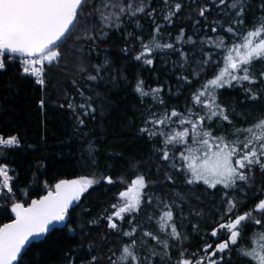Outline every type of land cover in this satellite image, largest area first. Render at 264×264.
I'll use <instances>...</instances> for the list:
<instances>
[{"label": "snow or ice", "instance_id": "obj_1", "mask_svg": "<svg viewBox=\"0 0 264 264\" xmlns=\"http://www.w3.org/2000/svg\"><path fill=\"white\" fill-rule=\"evenodd\" d=\"M196 2L197 19L193 21L194 28L203 21L198 30L210 31L216 37H199L201 58L193 67L192 58L183 47L176 48L175 43H160L161 25L155 24L157 10L151 8L149 11L151 6L146 0H0V71L7 70L9 60L14 61L18 54L22 74L34 77L41 87L45 86L48 68L55 65L59 70L67 71L70 61L76 62L72 65L75 75L86 76L90 83L104 81L112 62L105 59L89 66L85 60V48L90 60L91 54L101 43L106 42L112 31L123 30L133 21L135 27L140 28L139 20L144 15L155 24L149 41L145 42L142 37L131 33L125 32L124 35L125 40L135 39L141 44V51L134 57L136 61L151 67L157 50L169 49L180 58L178 65L173 62L174 67L189 69L188 75L177 77L188 86L193 83L190 77L199 79L201 71L210 64L218 68L217 73L191 93V107H186L183 112L176 108L170 112H153L150 106L147 114L141 117L143 126L139 133L158 145L153 149V155L158 158L156 170L163 172L166 181L175 183L170 174L172 172L176 175L184 174L188 185L202 182L213 189L218 185L223 186L222 214L217 209L219 222L210 233L204 234L219 242H205L202 249L189 252L184 246L189 233L183 230V209L176 202L179 200L183 203L186 197L178 192L171 199L149 194L148 188L156 182L148 181L146 174L141 172L118 193L117 203L110 205V213L106 209L101 217L106 221L107 230L127 237L128 242L106 251L102 244L107 237L87 245L81 243L68 249L62 264H157V261L159 264H233L234 248L237 256L251 258L250 264L251 261L264 264V243L251 249L236 247L250 224L264 229V189L255 195V206L249 211H241L247 202L238 201L234 195L236 192L247 195L244 188H251L256 172L264 174V115L257 117L247 127H237L234 118L247 122L246 113L237 112L234 106H226L218 95L221 89L239 88L246 97V101L241 102L244 103L258 101L264 93V89L254 90L256 85H264V71L257 75L251 70L254 62L264 63V0H260L258 6L260 16L254 18L253 26L248 29H244V25L252 8L249 0ZM164 4L161 18L171 24L173 17L182 12L184 5L180 0L171 4L164 0ZM213 9L218 10V16L209 21L206 14L210 15ZM193 34L196 35V31ZM185 36L186 32L181 28L176 42L192 44L195 48L197 42L192 36L185 40ZM224 37H231V40ZM69 40L71 44H68ZM205 44L208 45L207 51L204 50ZM121 51L125 55L129 54L127 45ZM6 53L12 55L6 56ZM213 55H219L220 60L214 61ZM220 61H223L222 67ZM107 78L114 80L111 75ZM72 83L76 84L77 81L73 79ZM143 84L138 79L135 87L141 98L150 96L156 104L163 106L164 100L159 96L162 89L157 87L145 91ZM80 95L83 96V91ZM87 101L77 106L81 110L76 114L80 125L84 123L81 115L95 113L91 97ZM39 103L43 108L44 99ZM67 107L76 113L71 101ZM213 124L217 131L223 130L222 134H213ZM22 146L19 135L0 133V160H6L8 152ZM93 151L90 146V155ZM161 165L169 171H164ZM15 172L9 164L0 163V199L6 202L5 211L10 202L11 212L15 214L10 222L0 224V264H33L25 259L28 247L34 242H43L45 235L58 226L66 232L75 233L77 228L73 227L69 219L73 204L80 201L100 180L80 176L60 179L54 185L45 181L46 194L27 202L16 199L18 192L27 195V191L17 186L18 174L10 175ZM101 180L110 185L115 183L111 176H103ZM154 202L157 204L156 210L160 212L156 220L157 233L137 223V215L145 206H151ZM177 210L179 219L174 216ZM253 212H258L261 218H255ZM196 215L199 217L202 213ZM124 222L129 225L127 231L123 230ZM84 226L80 224L79 230L83 231ZM191 227L198 231V225L192 224ZM261 240L264 241V235ZM83 248H87V251L82 252Z\"/></svg>", "mask_w": 264, "mask_h": 264}, {"label": "trees", "instance_id": "obj_2", "mask_svg": "<svg viewBox=\"0 0 264 264\" xmlns=\"http://www.w3.org/2000/svg\"><path fill=\"white\" fill-rule=\"evenodd\" d=\"M174 3L177 0H168ZM184 7L178 16L173 17L171 24L166 23L161 18L165 8L164 0H146L151 8H155V24L161 25L160 43H175L176 48L183 47L184 51L192 58L193 67L198 62L200 56L199 37L210 35L214 38L216 34L210 31H199L202 27L194 28L193 21L197 19L196 0H180ZM252 8L248 12V21L244 29L251 28L254 18L260 16V0H249ZM211 21L218 16V10L213 9L208 15ZM140 28L135 27V21L131 25H126L123 30L112 31L106 42L101 43L99 48L91 54L90 60L87 58L85 48V60L90 65L99 64L105 59L111 61V67L107 69L104 81L100 83L89 82L86 76L75 75L72 65L75 61H70L67 71L59 70L55 65L48 68L45 77V86L41 87L35 78L22 74L18 60H9L7 70L0 71V133L5 135L17 134L21 137L22 147L7 153L6 160L0 163H7L16 170L18 174L17 186L21 190H26L27 195L17 193L16 199L30 202L33 198L46 193L44 183L54 185L60 179L78 178L88 176L100 180L85 193L76 209L71 211L70 221L73 227L77 228L75 233L66 232L62 229H55L40 243L30 246L25 259L33 264H62V259L69 248H74L83 243L100 241L107 237L102 244L106 251L109 248H116L121 243H127L128 238L121 234L112 233L107 230L106 221L101 217L107 209L110 213V205L117 203L118 193L124 190L131 180L138 173H145L146 179L156 182L154 186L148 188L149 194H154L157 198L166 197L171 199L174 193H180L186 197L181 204L185 219H183V230L189 233V238L185 242V247L189 252H197L203 248L205 242L218 243L210 236H205V232L210 233L213 227L219 222V214L223 211V186L218 185L215 189L209 188L202 182L188 185L185 183V175H173L175 183L164 179L163 172L156 170L158 158L153 155L155 141H150L147 136H142L139 129L143 126L141 117L147 114L149 107L153 112H169L176 108L183 112L186 107H191V93L194 92L208 78L217 73L216 65L210 64L202 70L199 79H193L191 86L183 84L177 79L178 76L188 75L189 69L181 70L177 65L180 58L169 49L157 50L153 66H148L142 61H136L134 57L141 51V44L135 39L125 40L124 35L131 33L140 36L145 42L153 34L155 24L144 15L139 20ZM186 32L184 39L192 36L197 43L195 48L192 44H181L176 42V36L180 29ZM142 29V30H141ZM196 31V35H194ZM223 36V33H220ZM231 40V37H224ZM71 40L68 44H71ZM127 45L129 54L125 55L121 50ZM63 51V49H61ZM204 50H208V45H204ZM214 61H219V55H213ZM63 64V61L61 62ZM223 61H220V67ZM252 72L257 74L264 71V63L254 62ZM108 75L114 77L109 80ZM75 79L76 84L72 81ZM144 82V90L160 87L162 89L159 96L164 100V105L156 104L149 97L141 98L135 91L137 80ZM247 87V84L245 85ZM171 89V91H169ZM264 89V85H256L254 90ZM83 91V96L80 92ZM220 101L229 107H235L237 112L246 113L247 122L234 118L237 127H247L249 123L261 115H264V93L261 99L255 102H244L246 97L243 90L239 88H225L219 90ZM91 97L92 106L95 108L94 114L81 115L84 123L80 125L76 118L81 110L77 107L84 104L87 98ZM44 99V107H40V100ZM71 101L76 113L70 110L67 105ZM64 105V107H60ZM213 134L220 135L223 130L217 131L216 125H212ZM191 143V141H189ZM90 146L94 149L89 153ZM179 147V146H178ZM95 161V163H93ZM139 165V166H137ZM164 171L169 169L161 165ZM103 176H111L114 184H108L101 180ZM264 189V174L257 171L255 180L251 188L245 186L244 191L236 192L235 198L238 201H246L241 211H249L255 206V195ZM16 189L14 188V191ZM5 201L0 199V224L13 219L10 202L5 211ZM157 204L145 206L137 215V223L142 228L158 232L156 222L160 212L156 210ZM191 212V215L189 214ZM196 213H202L197 217ZM174 216L179 219V211L174 212ZM257 219L261 218L258 212H253ZM151 217V221L149 218ZM97 221V223H86ZM84 224L83 231L79 230V225ZM192 224L199 226L198 231H194ZM124 231L129 230L127 222L122 223ZM224 238V233H220ZM264 229L260 226L250 224L244 238L236 247L251 249L253 246L259 247L264 241L261 236ZM161 235V239H163ZM255 241V245L253 244ZM149 243H153L149 241ZM86 252L87 248H83ZM203 254V253H201ZM175 259V253H173ZM251 258H241L237 256L235 248L232 253L233 264H250ZM159 264V261H157ZM251 264H256L251 261Z\"/></svg>", "mask_w": 264, "mask_h": 264}, {"label": "water", "instance_id": "obj_3", "mask_svg": "<svg viewBox=\"0 0 264 264\" xmlns=\"http://www.w3.org/2000/svg\"><path fill=\"white\" fill-rule=\"evenodd\" d=\"M17 56H18V54H17ZM70 179H75V178H70ZM45 194H46V193H45ZM45 194H44V195H45ZM82 197H83V196H82ZM82 197H81V200H82ZM81 200H80V201H77V202H74L73 207H72V210H74V209L77 208V206L79 205V203L81 202ZM72 210H71V211H72ZM12 215H13V219H14V218H15V214L12 213ZM69 219H70V218H69ZM9 222H10V221H9ZM66 222H67V221H66ZM6 223H8V222H6ZM56 229H60L59 226H58ZM54 230H55V229L51 230V232H53ZM51 232H50V233H51ZM48 235H49V234H46L45 237L43 238V240H44ZM29 247H30V246H29ZM29 247H28V248H29Z\"/></svg>", "mask_w": 264, "mask_h": 264}]
</instances>
